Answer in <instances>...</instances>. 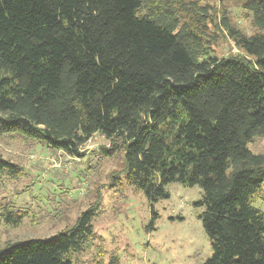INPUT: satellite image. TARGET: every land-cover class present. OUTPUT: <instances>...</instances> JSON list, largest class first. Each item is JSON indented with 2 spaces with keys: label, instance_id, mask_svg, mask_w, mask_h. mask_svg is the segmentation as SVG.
Returning <instances> with one entry per match:
<instances>
[{
  "label": "trees",
  "instance_id": "obj_1",
  "mask_svg": "<svg viewBox=\"0 0 264 264\" xmlns=\"http://www.w3.org/2000/svg\"><path fill=\"white\" fill-rule=\"evenodd\" d=\"M230 1L254 34L204 0H0V135L80 157L100 134L106 157L123 154L111 186L152 206L171 184L201 189L204 264H264V154L248 148L264 137V0ZM223 37L244 55L219 57ZM21 173L0 155V179ZM99 206L56 236L0 248V264H76ZM27 213L8 204L0 225Z\"/></svg>",
  "mask_w": 264,
  "mask_h": 264
},
{
  "label": "rangeland",
  "instance_id": "obj_2",
  "mask_svg": "<svg viewBox=\"0 0 264 264\" xmlns=\"http://www.w3.org/2000/svg\"><path fill=\"white\" fill-rule=\"evenodd\" d=\"M217 11L227 8L233 22L247 35L256 32L252 18L230 0H204ZM219 57L244 55L223 37L216 49ZM109 141L94 135L80 149V157L50 150L18 135H0V155L21 167L17 178L0 179V208L12 204L30 214L18 227L0 225V248L32 239H47L72 226L79 215L100 199L93 221L95 239L76 264H204L211 256V243L195 203L202 191L196 186H168L170 198L153 206L144 192L125 182L120 185L110 174L120 169L123 154L105 156ZM255 154H264V137L248 145ZM264 195V185L260 193ZM17 206V207H16ZM254 206L264 211L258 196ZM159 215L155 231L150 230L152 211Z\"/></svg>",
  "mask_w": 264,
  "mask_h": 264
}]
</instances>
